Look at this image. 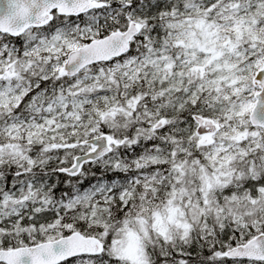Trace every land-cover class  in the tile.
<instances>
[{"label":"snow or ice","instance_id":"snow-or-ice-1","mask_svg":"<svg viewBox=\"0 0 264 264\" xmlns=\"http://www.w3.org/2000/svg\"><path fill=\"white\" fill-rule=\"evenodd\" d=\"M0 264H264V0H0Z\"/></svg>","mask_w":264,"mask_h":264}]
</instances>
